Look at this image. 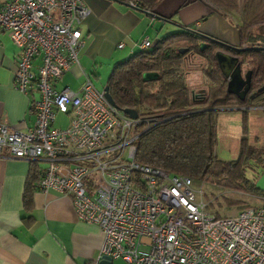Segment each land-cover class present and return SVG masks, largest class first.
<instances>
[{"label":"built area","instance_id":"1","mask_svg":"<svg viewBox=\"0 0 264 264\" xmlns=\"http://www.w3.org/2000/svg\"><path fill=\"white\" fill-rule=\"evenodd\" d=\"M88 14L83 0H0V31L18 49L14 87L36 113L28 131L0 123V157L47 162L39 190L71 197L79 219L103 234L93 264H264V205L217 217L203 184L137 163V141L166 119L130 118L84 72L79 90L56 88L82 70ZM153 46L146 39L140 49ZM58 114L66 128L55 127Z\"/></svg>","mask_w":264,"mask_h":264},{"label":"trees","instance_id":"2","mask_svg":"<svg viewBox=\"0 0 264 264\" xmlns=\"http://www.w3.org/2000/svg\"><path fill=\"white\" fill-rule=\"evenodd\" d=\"M118 1H135L139 3L138 8L153 11L162 0ZM206 1L237 27L240 47L181 26L180 31L159 38L152 48L140 49L118 62L106 86L120 111L135 110L141 117L166 119L137 141V163L165 170L171 175L189 177L196 185L210 183L225 191L264 196L258 187V180L264 173V146L252 145L244 136L236 160L224 161L217 156L219 113L228 109L242 110L247 127L249 109L264 106V90L259 92L264 87V0ZM234 12L240 14L237 24L232 18ZM257 28L260 33L255 31ZM242 48L245 50H239ZM219 53L238 57L243 73L253 72L252 87L244 101L228 93L229 78L218 63ZM189 55L206 62L203 75L209 82L207 89L192 90L189 87L185 69ZM148 74H154V79L145 80ZM31 164L36 175L25 198L29 209L30 197L44 173L39 162ZM226 204L227 209L235 206L242 211L254 208L228 198ZM212 205L214 202L210 207ZM216 215L221 216L218 212Z\"/></svg>","mask_w":264,"mask_h":264},{"label":"crops","instance_id":"3","mask_svg":"<svg viewBox=\"0 0 264 264\" xmlns=\"http://www.w3.org/2000/svg\"><path fill=\"white\" fill-rule=\"evenodd\" d=\"M83 1L89 9L80 26L85 39L80 51L83 71L74 67L56 84L58 90H79L85 81L83 72L91 79L100 78L105 68L111 74L118 62L140 51L144 40L155 43L180 31L181 26L241 46L237 27L206 0H162L153 11L122 1ZM17 62L18 49L10 36L0 31V123L28 131L36 123V113L30 98L14 87ZM68 76L74 83L66 84ZM55 127L62 129L56 122ZM39 164L45 170L47 162ZM34 175L30 162L0 157V264H93L101 256L100 228L79 219L71 197L41 192L40 182L30 197L29 209L25 198ZM258 187L264 192V173ZM245 196L255 201L254 208L264 205V196Z\"/></svg>","mask_w":264,"mask_h":264},{"label":"rangeland","instance_id":"4","mask_svg":"<svg viewBox=\"0 0 264 264\" xmlns=\"http://www.w3.org/2000/svg\"><path fill=\"white\" fill-rule=\"evenodd\" d=\"M232 18L236 23L240 22V14L232 13ZM260 33V28L255 30ZM8 34V33H7ZM9 35V34H8ZM12 40V39H11ZM13 42V41H12ZM14 44V43H13ZM206 67V62L194 55H189L186 58L185 69L188 72L189 86L192 90H202L209 87V82L203 75V69ZM111 74L108 72V68L99 73L100 78L93 77L92 81L96 88L103 91L107 85L108 79ZM72 76L66 77V84L74 83ZM154 79V78H152ZM145 80H150L145 78ZM65 84V85H66ZM244 112L239 109L222 110L218 115V137L219 144L217 148L218 159L224 161L236 160L240 153L241 140L246 136L252 145L264 146V110L260 107L250 108L248 111V123L247 127L244 126L243 114ZM69 124V118L62 114L57 115L56 125L62 128H66ZM203 184V183H202ZM198 185V184H197ZM200 185V184H199ZM203 189L207 195V200H211L215 197L219 199L214 201L209 209L220 217L234 216L240 213L238 207L227 209L226 198L235 201H241L244 204L255 206V201L240 195L235 192L225 191L219 188L217 185L204 183ZM248 200V201H245ZM250 202V204H249ZM115 264H125L123 261H116Z\"/></svg>","mask_w":264,"mask_h":264},{"label":"water","instance_id":"5","mask_svg":"<svg viewBox=\"0 0 264 264\" xmlns=\"http://www.w3.org/2000/svg\"><path fill=\"white\" fill-rule=\"evenodd\" d=\"M118 1V0H114ZM239 50H245L244 48ZM185 50L182 51L184 53ZM217 60L220 64L221 68L224 70V68L229 67L230 71L228 70V78L229 83L227 86V91L229 94H232L236 97H238L240 100L244 101L246 99L247 94L251 90L252 87V80H253V72L248 71L245 75L243 73V67L240 63V60L238 57H229L224 54H217ZM147 79H152L155 77L154 74H148ZM264 90V87L259 90V92H262ZM106 97L108 101L116 106L115 102L113 101L110 93H109V87H105ZM126 115H128L130 118L137 119L139 117V114L135 110H126L124 111ZM101 264H113V261L111 258H105Z\"/></svg>","mask_w":264,"mask_h":264},{"label":"flooded vegetation","instance_id":"6","mask_svg":"<svg viewBox=\"0 0 264 264\" xmlns=\"http://www.w3.org/2000/svg\"><path fill=\"white\" fill-rule=\"evenodd\" d=\"M228 70L230 71V68L229 67H226V68H224V72L225 73H228ZM246 73H244V75H245ZM247 96H248V94H247ZM247 96H246V98H247Z\"/></svg>","mask_w":264,"mask_h":264}]
</instances>
